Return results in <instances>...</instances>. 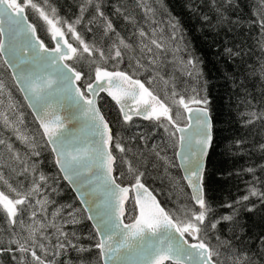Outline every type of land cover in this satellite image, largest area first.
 I'll return each instance as SVG.
<instances>
[{"label": "snow or ice", "instance_id": "6c2138e0", "mask_svg": "<svg viewBox=\"0 0 264 264\" xmlns=\"http://www.w3.org/2000/svg\"><path fill=\"white\" fill-rule=\"evenodd\" d=\"M233 4L234 0H221V3L216 5L221 22L239 23L238 20L231 21L226 15ZM134 7L144 14L143 19L149 27L147 30L140 27L135 14L128 12L126 8L117 7L116 13L134 28L131 35L125 38L105 15L100 0H81L80 14L72 22L59 17L57 9L50 6L49 0H42V3L40 0H23V3L18 0H0V55L5 48L3 37L6 26L12 58L5 63L11 65L12 78L32 109L39 125L37 135L40 138L38 140L20 127L24 124L22 113L17 114L14 120L7 111H0V125L11 131L30 152L26 154L28 158H22L12 144L2 138L0 146L7 149L13 161L23 166L17 175L27 174L32 177L30 186L20 191L13 187L0 171V183L7 185L9 192L15 194L10 196L0 189V217H3L12 233L9 245H15L14 249L0 248V252L21 253L19 264H29L25 259L27 256L31 257V264H60L59 258L67 255L69 251H90V248L76 242L79 238L75 231L69 233L64 230L67 224L79 223L74 211L67 213L70 219L63 215L64 206L55 209L51 215L48 214L47 206L51 201L44 190L51 187L49 177L38 170L36 161L29 162L30 157L40 156L36 149L44 146L40 142L43 141L51 147L56 166L64 179L80 192V199L86 205L84 211L90 213L88 219L95 220L93 227L99 238L92 247L98 249L103 264H257L256 257H264V237L258 241L260 250L257 253H251L250 249L237 250L230 247L229 243L222 242L218 247H213L206 242L208 232H215L221 220L231 222L234 227L239 223L234 216L211 219L212 207L204 197L203 157L212 140L206 108L196 109L191 117L197 125L194 134L179 137L181 143L189 145V151L184 153L181 160V167L192 189V206H185L177 213L167 211L142 182L144 173L123 157L121 159L129 164L128 171L134 176L135 182L130 186H121L113 175L116 157L111 149L114 147L120 153L127 150L118 139L114 141L109 124L97 107V97H100V93L111 97L119 107L125 124L132 121L133 115H136L144 120L160 122L165 131H168V128L163 124V120H167L177 132L185 133L187 129L176 125L170 115V108L141 80L134 77L140 69L155 72L169 53L173 57L172 62L179 60L188 75H199L198 60L191 55L186 60L179 56L184 51L181 47L182 40L179 39V22L174 18L166 22L170 35L165 37V29L156 18V9L148 0H136ZM26 9L33 10L46 25L47 32L55 42L54 49L46 46L37 34V27L28 22ZM89 9H94L89 24L97 18L103 21L100 41L94 39L86 42L77 31L76 26L82 23L84 14ZM253 15L256 19L251 23L260 30L259 46L261 51H264V0H258ZM64 29L78 41L79 47H74L65 39ZM91 30L89 28V31ZM20 38H23L21 51L24 57L29 58L27 60L15 56V45ZM105 39L110 43H105ZM225 51L230 56L239 54L230 48ZM84 54H87V57H84ZM75 58L89 59L90 63L95 65L94 79L89 75L90 82L84 86V90L78 86L74 87L75 82L80 81L84 73L64 63ZM125 58L129 61V67L133 68L131 74L122 70L110 71L104 67L114 61L113 67L119 69ZM259 74L264 79V62L260 65ZM4 91L5 85L0 81V94ZM63 101L68 102V114L62 117L57 106L63 107ZM190 102L203 105L208 103L207 98H193ZM178 103L183 105L186 111H192L183 97ZM7 109L16 113L10 93ZM250 115L252 119L247 122L253 123L258 118L257 113ZM73 120L82 121L87 126L89 138L81 139L69 135L67 123H72ZM193 141L195 148L191 147ZM155 148L156 146H153L157 159L163 161L165 167L172 166L171 161ZM261 149L264 150V145H261ZM12 171L16 172V168ZM248 171L252 172L253 169ZM52 190L55 191L54 188ZM249 195L259 196L264 201V192H258L254 187ZM248 199V195L242 197L244 201ZM130 200H134L138 214L128 216L130 222H126L125 204ZM25 211L29 212L28 223L21 219ZM17 224L21 226L19 232L16 229ZM186 237H191L196 242L189 243ZM236 238L241 239L240 236ZM220 248H226L227 252L222 254ZM80 259L81 264H89L84 257ZM63 264L68 262L64 261Z\"/></svg>", "mask_w": 264, "mask_h": 264}, {"label": "trees", "instance_id": "16d2710c", "mask_svg": "<svg viewBox=\"0 0 264 264\" xmlns=\"http://www.w3.org/2000/svg\"><path fill=\"white\" fill-rule=\"evenodd\" d=\"M18 2L23 3V0ZM40 2L42 3V0ZM80 2L81 0H49L50 6L57 9L58 16L69 22L80 14ZM100 2L107 18L125 38L131 35L134 28L132 24H126L123 17L116 13L117 7L126 8L128 12L135 14L139 26L148 29L149 26L143 19L144 14L139 8L134 7L136 0H100ZM148 2L156 9V18L165 29V37L170 35L166 22L170 18L179 22L181 29L179 39L182 40L181 47L184 49L179 56L186 60L191 55L198 60L199 75H188L179 60L172 62L173 57L169 53L155 72L140 69L134 78L141 80L168 105L177 125L185 124L184 115L175 113L171 108L174 106L181 108L182 105L178 103L181 97L190 106H202L208 110L212 121V145L203 179L204 197L212 207L211 219L234 216L239 223L234 227L231 222L221 220L215 232H208L206 242L213 247H218L222 242L229 243L230 247L237 250L250 249L251 253H257L260 250L258 241L264 237V201L261 197L251 196L249 193L253 187L258 192H264V150L261 149V145H264V79L259 74L260 65L264 62V51H261L259 46L260 30L251 23L256 19L253 14L256 12L258 0H234L231 10L227 11L226 15L231 21L238 20V24L221 22L218 18L216 5L220 4L221 0H148ZM26 15L29 22L37 27L38 36L47 47L51 48V36L38 14L26 9ZM93 15L94 9H89L84 14L82 23L76 26L86 42L94 39L100 41L102 36V20L97 18L89 24ZM89 28L92 30L89 31ZM64 31L68 41L79 47L78 41L73 39L66 29ZM104 42L110 43L107 39ZM229 48L239 54L230 56L225 51ZM84 57H87V54H84ZM114 63L112 61L104 67L111 71L122 70L129 74L133 72L127 58L119 65V69L113 67ZM69 65L84 73L80 83L83 89L90 82L89 75L93 78L95 65L86 58H75L69 62ZM0 81L5 85L4 92L11 94L16 106L15 114H23L24 124L20 127L39 140L37 135L39 127L1 59ZM193 98H207L208 103L207 105L191 103ZM0 102H2L0 111H6L8 104L6 97L0 95ZM99 107L109 123L114 141L118 139L127 150L120 153L114 147L111 149L116 157L114 175L117 182L121 185H131L135 182L134 176L129 174V164L121 159L123 157L144 173L142 182L167 211L177 213L185 206H192L193 202L175 159L176 134L168 122L163 120L168 131H165V127H161L158 121L144 122L134 119L125 124L115 104L104 96L99 100ZM253 112L257 113L258 118L253 123H248L247 121L252 119L250 114ZM0 138L11 143L22 158H28L26 154L30 149L2 125H0ZM40 142L44 145L36 149L40 152V156L30 157L29 162L36 161L38 170L49 177L51 187L44 190L51 201L47 206L48 214L51 215L55 209L64 206L63 215L70 219L67 213L74 211L79 223L67 224L64 230L69 233L75 231L79 238L76 242L85 248H90V251L84 253L69 251L67 255L59 258V262L81 264L80 257H84L89 264H101L98 249L92 247L97 241L96 233L74 194L58 172L49 147L43 141ZM153 146L171 161L172 166L165 167L164 162L157 159ZM10 156L7 149L0 146V171L13 187L24 191L30 186L32 177L27 174L17 175L23 166L13 161ZM13 168H16V172L12 171ZM248 169L253 171L249 172ZM53 188L55 191L52 190ZM0 189L14 196V193L9 192L7 185L0 183ZM245 195L249 196L247 201L242 200ZM32 202L34 204L35 200L33 199ZM68 205L71 207H67ZM249 208L252 210L249 211ZM135 214L131 202L127 206L126 222H130L128 216ZM28 216L29 212L25 211L21 219L28 223ZM20 227L17 224L18 232ZM11 235L9 225L3 217H0V248H15V245L10 246L8 243ZM237 236L241 239H237ZM217 237L220 239L218 240ZM187 238L193 241L191 237ZM220 251L223 254L227 249L220 248ZM20 257L19 252H0V264H19ZM25 259L31 264L30 256ZM223 259L222 255L221 260ZM256 259L257 264H264V257L257 256Z\"/></svg>", "mask_w": 264, "mask_h": 264}, {"label": "water", "instance_id": "95a60500", "mask_svg": "<svg viewBox=\"0 0 264 264\" xmlns=\"http://www.w3.org/2000/svg\"><path fill=\"white\" fill-rule=\"evenodd\" d=\"M26 14V13H25ZM28 22H29V20H28ZM30 23V22H29ZM3 39H4V41H5V48H4V50H3V54L2 55H0V58H1V61L3 62V64H4V66L6 67V69L8 70V72H9V74H10V76H11V79H12V81H13V84L15 85V87L17 88V90H18V92L20 93V95H21V97H22V99H23V101H24V103H25V105H26V107L28 108V110H29V112L31 113V115H32V117H33V119H34V121L36 122V118H35V116L33 115V112H32V109L28 106V103L24 100V96H23V94L21 93V91H20V89L17 87V83H16V81H14L13 80V69H12V67H11V65L10 64H6L5 63V61L6 60H9V59H11L12 58V53L10 52V50H9V36H8V32H7V27L5 26V35H4V37H3ZM65 39H67V37L65 36ZM68 40V39H67ZM51 44H52V47L51 48H49V49H54L55 48V42L51 39ZM72 44V43H71ZM74 46V45H73ZM22 47H23V38H20V41L18 42V43H16V45H15V56L16 57H18V58H22V59H29V58H27V57H24L23 56V53H22V51H21V49H22ZM75 47V46H74ZM70 61H72V60H68V61H64V63H69ZM111 71V70H110ZM93 79H94V76H93ZM82 81V79L80 80V81H77V82H75V85H74V87L75 86H78V87H80L79 86V83ZM142 82V81H141ZM146 86V85H145ZM147 87V86H146ZM81 88V87H80ZM82 89V88H81ZM82 90H84V88L82 89ZM101 96H104V97H106L107 99H109L111 102H113L114 104H115V102L111 99V97H109L106 93H100V97ZM100 97H97V107L100 109V107H99V99H100ZM158 99H160L159 97H158ZM160 101L162 102V103H164L161 99H160ZM165 104V103H164ZM166 105V104H165ZM115 106L117 107V109H118V111H119V113H120V110H119V107L115 104ZM166 106H168V105H166ZM182 108H183V113H184V118H185V125H177L178 127H180V128H183V129H187V132H185V133H181V132H177L176 130H175V128H173L170 124V126L174 129V131H175V134H176V138H177V149H176V152H175V159H176V163H177V167H178V169H179V172H180V175H181V177H182V179H183V181H184V183H185V185H186V187H187V190H188V192H189V195H190V198H191V196H192V189H191V187H189V184H188V181L185 179V171H184V169L181 167V160H182V158H183V155H184V153L185 152H187V151H189V145H187V144H183V143H181L180 142V139H179V137L181 136V135H192V134H194V131H195V129H196V122H195V120L194 119H191V117L195 114V110L196 109H199V108H204V107H202V106H190V105H188V108L189 109H191L192 111L191 112H189V111H186L185 110V108H184V106L182 105ZM57 110H58V113L63 117V116H66L67 114H68V102L67 101H63V107H58L57 106ZM100 111H101V109H100ZM208 111V110H207ZM101 114L103 115V113H102V111H101ZM170 115H171V113H170ZM104 116V115H103ZM120 116H121V119L123 120V116L121 115V113H120ZM105 118V117H104ZM133 119H139V120H141V121H144V122H151V120H144L142 117H140V116H136V115H133ZM132 119V120H133ZM208 119H209V122H210V124H211V137H212V121H211V118H210V116H209V112H208ZM105 120H106V118H105ZM107 121V120H106ZM166 122H168L167 120H165ZM108 122V121H107ZM123 122H124V120H123ZM153 122H156V121H153ZM36 124H37V126L39 127V125H38V123L36 122ZM109 124V123H108ZM191 126V127H190ZM110 127V126H109ZM111 129V128H110ZM67 130H68V133H69V135L70 136H72V137H79V138H81V139H87V138H89V136H90V133H89V130H88V128H87V126L82 122V121H76V120H73L72 121V123H67ZM211 145H212V140H211V142H210V144H209V146H208V148H207V151H206V154L204 155V157H203V173H202V175H203V179H204V174H205V170H206V164H207V159H208V155H209V152H210V149H211ZM49 147V149H50V151H51V153H52V155H53V159H54V163H55V156H54V154H53V152H52V150H51V147L50 146H48ZM191 147L192 148H195L196 147V145H195V141H193V143H192V145H191ZM177 153H179L180 155L178 156L177 155ZM115 163H116V160H115ZM115 163H114V172H115ZM55 166H56V163H55ZM56 168H57V170H58V172L60 173V171H59V169H58V167L56 166ZM114 172H113V175H114ZM60 175H61V177H62V179H63V181L68 185V187L70 188V190L72 191V193L74 194V196H75V198H76V200L78 201V203L80 204V206L82 207V209H83V211H84V209H85V207H86V205L82 202V200L80 199V192L78 191V190H76V188L73 186V184H71L68 180H65L64 179V177H63V175L60 173ZM114 177H115V175H114ZM118 183V182H117ZM133 184V183H132ZM121 186H130V185H121ZM146 186V185H145ZM202 186H203V181H202ZM147 187V186H146ZM204 189V188H203ZM150 190V189H149ZM151 191V190H150ZM152 192V191H151ZM153 193V192H152ZM154 195V194H153ZM155 196V195H154ZM156 197V196H155ZM156 199H157V197H156ZM192 200V199H191ZM157 201L159 202V200L157 199ZM133 203V206H134V200H130L129 202H126V204H125V208H126V215H127V206H128V204H130V203ZM193 202V201H192ZM160 203V202H159ZM193 204H194V202H193ZM134 208H135V206H134ZM135 211H136V214L135 215H137L138 214V210L137 209H135ZM85 212V215H86V217H87V220L89 221V223H90V225L92 226V228H93V230L95 231V233H96V230H95V228L93 227V225H94V223H95V220H89L88 219V216L90 215V213H88V212H86V211H84ZM125 220H126V217H125ZM97 236V235H96ZM99 237L97 236V239H98ZM196 241H189V243H195ZM101 261V264H103V261L102 260H100ZM169 264H170V262H169Z\"/></svg>", "mask_w": 264, "mask_h": 264}, {"label": "rangeland", "instance_id": "374dc122", "mask_svg": "<svg viewBox=\"0 0 264 264\" xmlns=\"http://www.w3.org/2000/svg\"><path fill=\"white\" fill-rule=\"evenodd\" d=\"M50 35V34H49ZM0 95H2L3 97H6V100H7V102H8V96H9V94H7V93H3V94H0ZM177 105V104H176ZM178 106V105H177ZM181 108H182V106H180ZM181 108H179V107H176V106H174L173 108H171V110H173L175 113H177V114H183L184 115V113H183V108L181 109ZM6 111H7V113H8V115L12 118V119H14L15 120V117H16V114L15 113H13V112H11L10 110H8V109H6ZM182 111V112H181ZM171 112V111H170ZM184 121H185V118H184ZM15 195V194H14Z\"/></svg>", "mask_w": 264, "mask_h": 264}]
</instances>
